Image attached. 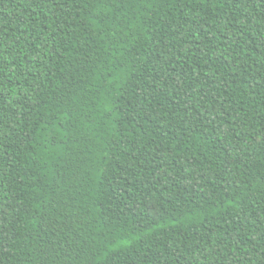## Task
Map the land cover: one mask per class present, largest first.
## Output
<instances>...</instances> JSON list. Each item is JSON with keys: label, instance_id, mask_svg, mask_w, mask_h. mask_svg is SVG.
<instances>
[{"label": "trees", "instance_id": "trees-1", "mask_svg": "<svg viewBox=\"0 0 264 264\" xmlns=\"http://www.w3.org/2000/svg\"><path fill=\"white\" fill-rule=\"evenodd\" d=\"M0 264H264V0H0Z\"/></svg>", "mask_w": 264, "mask_h": 264}]
</instances>
